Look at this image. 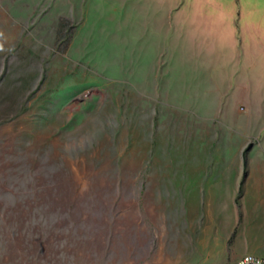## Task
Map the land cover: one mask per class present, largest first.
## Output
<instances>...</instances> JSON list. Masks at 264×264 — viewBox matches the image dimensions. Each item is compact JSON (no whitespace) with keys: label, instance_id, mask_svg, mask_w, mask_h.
Listing matches in <instances>:
<instances>
[{"label":"rangeland","instance_id":"1","mask_svg":"<svg viewBox=\"0 0 264 264\" xmlns=\"http://www.w3.org/2000/svg\"><path fill=\"white\" fill-rule=\"evenodd\" d=\"M178 36L206 67L186 83L264 99V0H0V264H118L119 181L155 148L134 77Z\"/></svg>","mask_w":264,"mask_h":264},{"label":"crops","instance_id":"2","mask_svg":"<svg viewBox=\"0 0 264 264\" xmlns=\"http://www.w3.org/2000/svg\"><path fill=\"white\" fill-rule=\"evenodd\" d=\"M181 6L169 9L161 27L175 32L173 14ZM173 40L149 73L134 77L139 104L153 110L142 124L155 125V148L150 161L136 163L134 178L119 181L121 191L135 192L136 209L120 212L118 264L264 258V99L254 94L236 104L237 82L227 89L217 80L186 83L189 71L206 67L193 65L179 36ZM245 109L254 124L241 134L234 116Z\"/></svg>","mask_w":264,"mask_h":264},{"label":"built area","instance_id":"3","mask_svg":"<svg viewBox=\"0 0 264 264\" xmlns=\"http://www.w3.org/2000/svg\"><path fill=\"white\" fill-rule=\"evenodd\" d=\"M230 264H264V258L247 255Z\"/></svg>","mask_w":264,"mask_h":264}]
</instances>
